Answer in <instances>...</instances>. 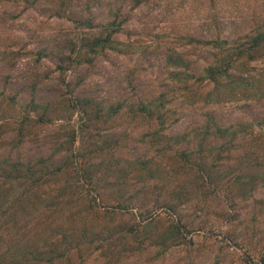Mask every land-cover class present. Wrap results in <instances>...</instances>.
<instances>
[{
  "label": "rangeland",
  "instance_id": "1",
  "mask_svg": "<svg viewBox=\"0 0 264 264\" xmlns=\"http://www.w3.org/2000/svg\"><path fill=\"white\" fill-rule=\"evenodd\" d=\"M89 5L0 0V210L13 205L0 217V264H264V0ZM110 30L115 49L83 47ZM209 66L225 75L218 84ZM206 119L213 156L243 127L214 161L240 170L248 162L236 158H255L243 181L201 184L179 159ZM40 159L48 170L78 159L85 172L25 179ZM16 162L23 172L5 176Z\"/></svg>",
  "mask_w": 264,
  "mask_h": 264
},
{
  "label": "trees",
  "instance_id": "2",
  "mask_svg": "<svg viewBox=\"0 0 264 264\" xmlns=\"http://www.w3.org/2000/svg\"><path fill=\"white\" fill-rule=\"evenodd\" d=\"M20 1L21 2H26V1H29V0H2L3 3L11 2V4L15 3V2H20ZM90 1L91 0H84V4L86 5L85 11H90V10L92 11L93 7L89 5ZM96 1L98 2L99 0H96ZM93 4H94V2H93ZM81 17H83V14H81L79 16V19ZM85 17H86L87 22H91L92 19H91V16H90V12L87 13V15ZM89 27H91V26H89ZM255 45H260V43L257 42V40H256ZM115 46L116 45H115V41L113 39V33H112L111 30L109 31V33L106 34L105 37L93 36L92 39L90 40V42H86L85 41L84 45H83L84 48H86L87 50H89L92 53H96L98 50H101V49H107V48L115 49ZM79 49H81V47ZM170 59H172V58H170ZM181 61H182V59L179 58L178 55H176L175 59L173 58V60H171L170 65L173 66V67H178V66L181 65V64H179V63H181ZM174 75L177 77V79H179L178 77L182 76L183 72H179L178 71V72H175ZM205 76H207L208 78L214 80L216 82V84H218L220 82L221 78L224 77L225 75H222V71L219 68H217L216 66H209V67H207L205 69ZM231 76L234 79L230 80V83H233V82H235V80L239 79V78H237V77H235L233 75H231ZM93 103H94L93 106L94 105L97 106L96 102H93ZM148 109L151 111L150 113H153V114L156 113V110H154L152 108H148ZM84 112H85V115L87 116L88 114H87L86 110ZM109 114H111V113H109ZM210 118H211V116H210ZM29 120H30V117L26 113L18 120L19 121L18 123H19L20 127L16 130L17 131V135H18L17 139L15 141V144H17L16 146H18L19 144L24 142V138H26L25 133H24V131H26V127L25 126L30 125L29 124L30 122H28ZM26 122H28V123H26ZM215 125H216V121L211 124L210 120L208 121L206 119V123L204 125L194 128L192 130V132L190 133L191 137H188V139L185 141L184 149L182 150V152L179 153L180 154L179 155V159L182 161L183 164L187 165V168H189V170L191 172V175L193 176L192 178H193L194 181H197V182H199L201 184H205V183L215 184L216 182H221V181H223L222 184H224L225 182L228 183V182L232 181V185H234L236 183H239L240 181H243L245 179V177L247 176L246 173H248V172L251 173V170L255 169L256 165L253 162V160L255 158L254 159H250V158H247L246 155L243 156V160H242V157L236 158V162H238V163H243V161H247L248 162V165H243L244 169H240V170H233V168L231 169V167H229V166L225 168L224 167V165H225L224 163H222L221 165H216L214 163V161H218L220 158L222 159V155L224 153L226 154V152L228 150L227 146L228 145H231V146L233 145L232 142H233V140L236 139L235 138V136L237 135L236 133L239 130H242L243 127L241 126L240 123L237 124V127H233V128H236V129H232L231 130L234 138L230 137L227 141L225 139H226V136L228 134L226 136L224 134L225 133H231V132H227V130L229 128H224V129L221 130V129L216 127V130H218L220 132V135H223L222 137L224 138V140L226 142L224 141V143H218L217 144V146L214 149L215 155L213 156L211 154V152H209L210 150H207V148L211 146V144H210L208 139H211V140L214 141V136L217 135L216 133H214L213 134V138H209L210 135H211L209 132L211 131V129ZM239 128H242V129H239ZM201 130H202V133L200 132ZM156 137H157V135H155V138ZM192 137H194V138H192ZM75 138H76V136H72L71 139L64 140L62 143L59 144L58 148L67 149V146L69 147L70 143H73ZM155 138H153V139H155ZM155 141L159 142L160 140L157 139ZM192 142H195V145L194 144L191 145ZM82 159H84V158L82 157ZM223 159L227 160V157H225ZM66 160L67 159H63L62 160L63 164H61V166L58 169H53L51 167L50 170L47 169V165L45 164V162L43 160L40 159L38 162L34 161L32 164H30L29 167H27L28 168L27 171L24 170L25 171L24 173L26 175H23V177H27L25 179H32L33 178V180H38V181L41 180V179H47V178H42L41 176L42 175H50V174L54 175L55 174L54 172H59V170L60 169H64V167L68 169V167H70V165H72V164L75 165L78 170H81V172L82 171L85 172V169L83 168L81 160L75 159V161L71 162V163L67 162ZM20 164H21V162H16L14 164H11L10 168H12L14 166L13 169H11L10 171L8 170L7 172L4 173V175L10 177V176H12V175H10V173H12V174L14 173V175L16 174L17 176H19L18 173L19 172L20 173L23 172V170L18 168V166ZM21 166L22 165H20V167ZM39 166L44 168V170H45L40 175H38L39 173H35V171L31 170L32 168L34 169V167L37 168ZM250 168H252V169H250ZM39 170H41V169H39ZM148 172H149V170H148ZM77 174H78L77 171L76 172H71L70 173V177L73 179V181L75 183H82L79 180ZM34 175H38V176L34 177ZM157 178H159V177L156 176V179ZM157 180H160V179H157ZM22 186H24V184H22ZM216 186L217 185H215V187ZM182 189L184 190L183 186H182ZM242 190H244V189H242ZM184 193H186V191H184ZM229 194L230 193H228L227 196ZM164 201H165L164 204L166 206L170 207V204L168 203L169 201L168 200H164ZM17 202H18V199H16L15 204ZM1 205L2 204H0V206ZM9 205H7L6 208H4V210H0V217H4V214L9 213L10 209L12 210V208H13L12 203H10ZM165 205H164V207H165ZM171 207H173V205ZM14 212H15V210H14ZM132 232L133 231H131L130 233H132Z\"/></svg>",
  "mask_w": 264,
  "mask_h": 264
}]
</instances>
